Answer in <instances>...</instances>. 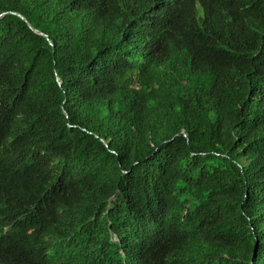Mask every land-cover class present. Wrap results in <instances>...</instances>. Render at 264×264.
Returning a JSON list of instances; mask_svg holds the SVG:
<instances>
[{"label":"trees","instance_id":"obj_1","mask_svg":"<svg viewBox=\"0 0 264 264\" xmlns=\"http://www.w3.org/2000/svg\"><path fill=\"white\" fill-rule=\"evenodd\" d=\"M0 264H264V0H0Z\"/></svg>","mask_w":264,"mask_h":264},{"label":"water","instance_id":"obj_2","mask_svg":"<svg viewBox=\"0 0 264 264\" xmlns=\"http://www.w3.org/2000/svg\"><path fill=\"white\" fill-rule=\"evenodd\" d=\"M21 18H23L21 15H19ZM24 19V18H23ZM30 28H31V30H33V31H35V32H37L38 34H43V33H41L40 31H37L36 29H34V28H32L30 25H28Z\"/></svg>","mask_w":264,"mask_h":264}]
</instances>
